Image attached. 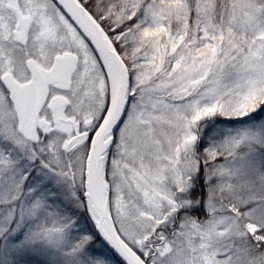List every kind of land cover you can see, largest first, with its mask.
<instances>
[{
  "label": "snow or ice",
  "instance_id": "1",
  "mask_svg": "<svg viewBox=\"0 0 264 264\" xmlns=\"http://www.w3.org/2000/svg\"><path fill=\"white\" fill-rule=\"evenodd\" d=\"M0 264H264V0H0Z\"/></svg>",
  "mask_w": 264,
  "mask_h": 264
}]
</instances>
